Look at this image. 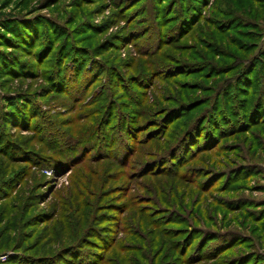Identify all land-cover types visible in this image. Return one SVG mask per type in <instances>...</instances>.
I'll use <instances>...</instances> for the list:
<instances>
[{
	"label": "rangeland",
	"instance_id": "1",
	"mask_svg": "<svg viewBox=\"0 0 264 264\" xmlns=\"http://www.w3.org/2000/svg\"><path fill=\"white\" fill-rule=\"evenodd\" d=\"M213 237L264 258V0H0V264Z\"/></svg>",
	"mask_w": 264,
	"mask_h": 264
},
{
	"label": "trees",
	"instance_id": "2",
	"mask_svg": "<svg viewBox=\"0 0 264 264\" xmlns=\"http://www.w3.org/2000/svg\"><path fill=\"white\" fill-rule=\"evenodd\" d=\"M81 69H82V67H81ZM74 78H76V76L73 77V80H75ZM187 236H188V234H186V236H184L183 239H185ZM208 240L210 242L209 247H211V248H208L206 250V253L203 256H199L198 258H195L196 260H195V262H192V264H203V263L209 262V261H213L214 263H217V264H253V263H251L252 256H250V253L239 254V255H235V256H229L227 260L222 259V256L224 255V253L226 251L230 250L234 246H229V248L227 249L226 246L228 244L226 243V241L220 240L217 237H213V238H210ZM15 255L16 254H14V256ZM220 259H221V262L218 263V260H220ZM257 260H258L257 261L258 263L264 264V258L258 257Z\"/></svg>",
	"mask_w": 264,
	"mask_h": 264
}]
</instances>
